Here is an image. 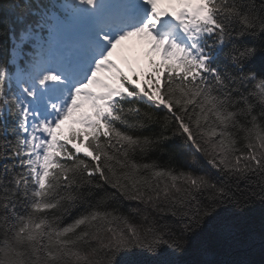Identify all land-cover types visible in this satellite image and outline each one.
<instances>
[{"label":"snow or ice","instance_id":"snow-or-ice-1","mask_svg":"<svg viewBox=\"0 0 264 264\" xmlns=\"http://www.w3.org/2000/svg\"><path fill=\"white\" fill-rule=\"evenodd\" d=\"M256 252L264 0L0 4V264Z\"/></svg>","mask_w":264,"mask_h":264},{"label":"trees","instance_id":"trees-1","mask_svg":"<svg viewBox=\"0 0 264 264\" xmlns=\"http://www.w3.org/2000/svg\"><path fill=\"white\" fill-rule=\"evenodd\" d=\"M6 3V0H0V4ZM73 215H76V213L74 212ZM71 218H68L66 222H70ZM167 259H173V257H166ZM201 258H209V257H200L197 254L193 253H189L186 256L182 257V259L184 260H195V259H201ZM212 258H220L223 259L224 257H212ZM250 259H253L254 261L257 262V264H260V261L262 260V257L260 255L259 252H256L254 254H252L250 257ZM134 259H144V257H134Z\"/></svg>","mask_w":264,"mask_h":264},{"label":"rangeland","instance_id":"rangeland-1","mask_svg":"<svg viewBox=\"0 0 264 264\" xmlns=\"http://www.w3.org/2000/svg\"><path fill=\"white\" fill-rule=\"evenodd\" d=\"M133 46H134V51H135L136 54H142V53H143V49H144V47H146V46L139 45L134 39L125 42V47H126V48L133 47ZM118 62L122 63V61H120L119 59H118ZM122 66H124V67H125V70L128 71L126 65H124V64L122 63ZM130 74H131V73H130ZM186 260H187V259H186Z\"/></svg>","mask_w":264,"mask_h":264}]
</instances>
